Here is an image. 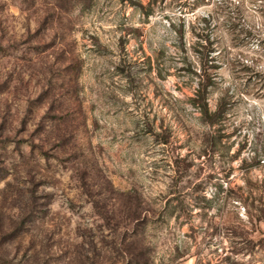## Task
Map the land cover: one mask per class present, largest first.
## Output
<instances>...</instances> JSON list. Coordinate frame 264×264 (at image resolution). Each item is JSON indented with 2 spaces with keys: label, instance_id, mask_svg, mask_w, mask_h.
<instances>
[{
  "label": "rangeland",
  "instance_id": "obj_1",
  "mask_svg": "<svg viewBox=\"0 0 264 264\" xmlns=\"http://www.w3.org/2000/svg\"><path fill=\"white\" fill-rule=\"evenodd\" d=\"M0 264H264V0H0Z\"/></svg>",
  "mask_w": 264,
  "mask_h": 264
},
{
  "label": "trees",
  "instance_id": "obj_2",
  "mask_svg": "<svg viewBox=\"0 0 264 264\" xmlns=\"http://www.w3.org/2000/svg\"><path fill=\"white\" fill-rule=\"evenodd\" d=\"M198 80L197 86L194 89V94L190 98L192 106L197 107L200 113L201 121L207 126H214L221 119L223 113L222 105L217 101L214 110H210L207 103V89L213 85L216 78V71L211 73H203Z\"/></svg>",
  "mask_w": 264,
  "mask_h": 264
}]
</instances>
